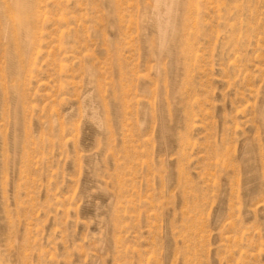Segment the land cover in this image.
<instances>
[{
    "label": "rangeland",
    "instance_id": "obj_1",
    "mask_svg": "<svg viewBox=\"0 0 264 264\" xmlns=\"http://www.w3.org/2000/svg\"><path fill=\"white\" fill-rule=\"evenodd\" d=\"M0 264H264V0H0Z\"/></svg>",
    "mask_w": 264,
    "mask_h": 264
}]
</instances>
